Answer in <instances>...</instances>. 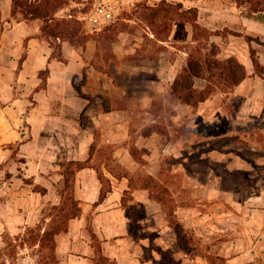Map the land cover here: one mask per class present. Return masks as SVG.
Here are the masks:
<instances>
[{"label": "crops", "instance_id": "1", "mask_svg": "<svg viewBox=\"0 0 264 264\" xmlns=\"http://www.w3.org/2000/svg\"><path fill=\"white\" fill-rule=\"evenodd\" d=\"M152 1L158 4L162 1L181 2L186 8L196 7L198 21L212 30L221 28L209 26L208 21L203 22L206 16L224 17L231 29L236 27L232 18L237 16L243 25L240 32H252L260 35L264 41V17L257 16L264 10L245 15L242 6L234 0ZM0 10L5 27L0 40V88L5 84L8 88L23 90L12 95L0 92L5 101L0 109V239L6 229V220L1 211L7 203L16 207L21 195L27 194L26 206L30 208L36 207L34 204H38V200L43 203L44 200H52L53 204H59L62 200L59 187L65 176L63 162L87 160L90 165L78 169L73 177V192L77 199L84 202L83 212L70 220L67 230L58 234L61 264H109L98 261L89 226L101 238L105 255L115 264H168L161 252L167 249L172 250L183 264H213L205 254L192 256L185 253L179 232L171 223L167 210L159 200L151 197L150 190L144 186L149 175L166 181L170 170L164 169L163 163L170 157L174 160L170 173L185 175L183 184H167L175 196V213L180 223L205 240L212 239L214 233L221 235L220 254L227 258L229 264H242L264 250V183L254 195L244 198L242 194L246 189L243 184L223 185L212 167L209 175L216 177L212 183L199 186L194 179L196 169L191 161L196 159L199 141L203 140V144L213 141L210 139L208 142L207 134L199 140L197 123L191 120L186 123L193 130L191 133L196 135H182L176 127L186 124H180L177 120L181 119L182 112H189L190 117L196 116L205 106L194 107L180 102L174 108L176 112H172L178 124L160 122L157 118L161 115H157L153 108L155 91L151 85H147L134 100L118 104L115 98L118 83L113 76L118 64L111 60L110 68L103 67L97 58L99 50L96 39L89 40L81 47L63 42V59H59L54 56L51 44L39 35L40 19H25L22 14L15 18L12 15V0H0ZM103 20L98 29L91 26L90 30L101 31L113 21L110 18ZM177 27L178 23L175 22L170 39L175 37ZM186 28L192 37V23L187 22ZM230 32L234 38L223 47V56L236 55L247 66L250 76L235 88L242 91L250 80L255 81V76H252L255 67L250 53L251 43L242 42L243 35ZM150 35L154 37L153 32ZM238 39L241 40L240 44L237 43ZM158 41L171 46L170 40ZM179 50L185 57L181 55L180 59L173 61L168 53H164L158 67L152 68L157 71L155 82L160 83L167 96L188 63V52ZM115 53L121 57L117 48ZM260 60L264 63L263 54ZM128 63L130 67L141 66L135 62ZM113 64L114 68H111ZM143 67L150 69L148 65ZM47 68L49 73L44 78L41 71ZM76 75L79 82L84 81V91L94 96L92 101L76 89ZM201 80L205 81L206 86L207 81ZM250 109L258 113L264 106H251ZM85 113L91 114L88 123L82 117ZM138 114L143 120L141 126L136 121ZM156 123L162 125L164 131L144 132L145 126ZM18 139L27 171L24 175L33 177L30 185L41 188L27 191L23 185L20 186L22 191L16 189L17 186L9 192L6 190L7 186L15 185L16 180L22 178L16 176L18 161L8 147V142ZM135 149L138 155L134 154ZM214 152L218 153V158L214 157ZM202 155L212 162L216 160V163L234 167L229 164L230 154L224 149L210 147ZM243 160L246 161V158ZM97 167L110 178L103 200H100V195L104 184L98 176ZM199 190L205 192L204 196H199ZM5 192L8 193L7 197L4 196ZM219 197L225 198L224 208L215 210L206 207L207 199ZM193 200L206 208L196 207Z\"/></svg>", "mask_w": 264, "mask_h": 264}, {"label": "rangeland", "instance_id": "2", "mask_svg": "<svg viewBox=\"0 0 264 264\" xmlns=\"http://www.w3.org/2000/svg\"><path fill=\"white\" fill-rule=\"evenodd\" d=\"M67 1L66 6L58 12L59 16H67L69 13H77L82 16L86 13L82 11L85 3H79L77 0ZM95 2L97 0L94 1L92 7ZM156 2L152 0L132 1L121 10L118 15L121 16L119 19L118 16L113 19L118 24L116 31L110 30V33H112L108 37L96 36L98 37L96 40L98 41L99 54H97V58L99 62L106 68L109 67L111 60L116 61L118 64V66H115L117 67L115 72L111 69L118 83L115 98L119 102L118 104H124L125 100H134L136 96L138 97L143 93L147 85H151V88L155 91L153 108L158 112L157 115H161L157 118L160 122H171L173 124L185 122L184 124L186 125L184 126H179L177 123L176 130L181 131L182 135L188 137L189 135H196V133H191L192 129L188 128L186 123L191 120L197 123L196 132L199 140L204 139V135L207 134L208 142H210V139L213 141L209 144H203V140L202 142L199 141L195 152L196 159L191 161L192 166L196 169V177L194 179L197 180L198 185L210 184L213 181L212 179L216 178L214 174L209 175L212 167L217 172L218 178L223 185L238 186V184H243L246 191L242 196L244 198L250 197L264 183V109L258 113L250 109L251 106H264V78L254 73L252 76H255V81L253 80L252 82L250 80V83L242 91H236V89L226 92L219 91L213 94L208 101L201 104L205 108L201 109L196 116L191 115L190 117L189 112H182L181 119L175 122L176 118L174 119L172 112H176L174 108L180 101L177 99L172 100L169 95L167 96L165 89H162L160 83L155 82L157 71L153 70V67H158V61L164 53H168L169 59L177 61L183 55L179 49L188 52L189 56V52L193 48L197 46L209 48L213 42L218 44L222 50L221 55H224L223 47L227 46L231 39L234 38L230 35V31L243 35L241 40L244 43L249 42V38L253 39L251 44L257 49L259 57L261 54L264 55V41L260 35L247 31L240 32L239 30L243 28V25L242 20L237 16L232 18L235 20V29H231L226 25L227 21L226 19L224 20V17L206 16L203 22L208 21V25L211 27H220L221 29H218L221 32L220 36L216 37V34L209 35L207 32L212 29L201 23L202 27L196 31L192 25L193 34L191 37L186 28L187 16L181 17L176 13V11L180 10L176 3H159L158 5ZM169 5H172L173 8H171L172 11L167 13L166 9L172 7ZM242 8L243 14L254 15L248 3L244 4ZM262 8H264V3ZM154 11L160 12L161 17H157L153 24L157 31L164 29L160 34L153 32L154 30L149 25L150 19H144L145 12ZM163 15L168 16L164 18ZM257 16L264 17V12L259 13ZM175 22L178 23L177 33L175 37L170 39V31ZM84 25L88 31L96 32V30H90L85 20ZM122 28L123 30H121ZM150 32L154 33V37L150 35ZM158 39L170 40L171 46L160 43ZM241 40L238 39L237 43L240 44ZM133 46L134 48L131 49ZM115 48L119 50L121 57L115 53ZM183 56L185 57V54ZM128 62L139 63L141 66L130 67ZM143 65H148L150 69H145ZM111 68H114V64ZM42 75L45 76V73L43 72ZM204 84L205 81L200 78L196 79L197 86L202 87ZM124 89L128 92L124 93ZM17 91L22 92L23 90L8 88L5 84L0 88V92H8L10 95L16 94ZM1 96L2 93H0V109L1 106L5 105V101ZM90 116L91 114L89 113L86 115L84 119L86 123L90 122ZM136 121L141 126L142 117L139 115ZM148 126H145L144 130ZM26 133H28L27 130ZM99 135L101 136V134ZM8 147L11 148V154L14 159L18 161L16 176L22 178L16 180L17 183L15 185L7 186V192L15 186H17L16 189L22 191L23 188L20 186L23 185H25V190L27 191L31 188H41L37 185H30L33 183V177L24 175L27 174V171L24 168V157L21 155V141L18 139L17 141L8 142ZM210 147H218L229 152V164H233L234 167L231 168L225 164H220V162L216 163V160L212 162L205 158L202 153L205 150L208 151ZM213 154L215 158H218L217 152ZM243 158H246V161ZM173 163L174 160L170 157L163 163V168L170 170L168 171L169 175L165 178L166 181H163L166 186L168 183L171 185L183 184L185 180L184 173H170L174 166ZM7 192L4 194L6 197L8 196ZM204 193H201L200 190L198 192L199 196H204ZM166 198V206L174 215L172 224L180 231V244L185 253L192 256L198 253L205 254L213 264H229L226 258L220 254L222 247L220 242L221 235L214 233L212 239L206 240L204 237L197 235L195 231L180 223V219L176 218L175 209L177 208V203L174 194L169 188L167 189ZM224 199L222 197L207 199L208 206L206 207L216 208L215 210L224 208ZM27 201L28 195H21L19 205L13 207L10 203H7L6 207L1 211L6 220V229L0 239V264H61L58 235L54 238H49L45 236V232L51 229L55 223L66 220V218L60 217L62 212L54 208L52 200L49 202L44 200V203L38 200V204L35 203L36 207L33 206V208L26 206ZM192 203L196 207L206 208L195 200ZM69 206L72 207L71 204ZM65 230L66 228L63 231ZM94 244L96 247V242ZM165 252L166 259H164L166 263L173 264L170 261L174 259V264H177L176 262L183 264L182 261H179L173 255L172 250L167 249ZM104 263L114 264L111 260H106ZM242 264H264V250L255 258Z\"/></svg>", "mask_w": 264, "mask_h": 264}, {"label": "trees", "instance_id": "3", "mask_svg": "<svg viewBox=\"0 0 264 264\" xmlns=\"http://www.w3.org/2000/svg\"><path fill=\"white\" fill-rule=\"evenodd\" d=\"M79 3H85L83 12L91 10L95 0H77ZM239 6H243L248 3L251 6L252 14L254 12L263 10L262 5L264 0H234ZM67 0H12V15L16 18L18 14H22L25 19H40L41 20V32L40 37L47 40L54 51L53 54L59 59H63L62 44L65 41L70 42L75 47L84 46L89 40L96 39L98 37H108L111 35L110 30L116 31L118 28L117 21H112L107 24L101 31L90 32L85 28L84 19L81 18L77 13H69L67 16H59L58 12L66 6ZM161 3H168L162 1ZM160 3V4H161ZM174 3V2H169ZM159 5V4H158ZM173 5V4H172ZM169 5V6H172ZM180 10L176 11L181 17H186L187 22H191L194 30L200 29L201 23L198 21L199 12L196 7L185 8L183 3H176ZM172 7L166 9L167 13L172 11ZM168 15H163L166 18ZM121 16H118V19ZM160 16V12L154 11L144 14V19H150L149 25H151L155 34H160L164 31L154 28L155 19ZM4 23L2 20L0 10V40L4 30ZM123 30V28L121 29ZM171 32V31H170ZM209 35L221 34L220 30H210L207 32ZM98 36V37H96ZM253 39L249 38L251 43ZM222 50L216 43H212L209 48L204 46H197L189 52L187 66L179 73L177 79L173 83L172 89L169 93V97L172 100L177 99L180 102L190 104L194 107L200 106L202 103L207 101L211 96L219 91H230L236 88L245 78L250 76L247 66L242 62L236 55L223 56L221 55ZM250 53L255 67V73L259 74L264 78V64L261 62L257 49L250 46ZM45 73V76L42 73ZM49 73V69L41 71V75L46 78ZM205 79L207 81L206 86L199 87L196 85V79ZM83 82L78 81V76L74 77V85L79 93L91 99L94 96L87 93L83 89ZM86 113L83 114V119L86 117ZM164 131L162 125L156 123L148 126L144 132L150 133L153 131ZM134 154L138 155V151L133 150ZM64 170V181L59 187V193L62 196V200L59 204H54V208L61 210L62 214L60 217H65L66 220H62L55 223L54 226L45 232V236L54 238L65 228L68 229L69 222L73 217L81 215L83 212L84 202L75 197L73 192V177L78 169L89 166L87 160H70L63 162ZM98 176L103 181V188L100 195V200H103L108 192L110 185V178H108L103 169L97 167ZM144 186L150 190L151 197L159 200L168 212V217L171 223L174 221V215L166 206L167 186L160 181L157 177L149 175ZM162 192V194H161ZM126 201V197H124ZM72 205L70 207L69 205ZM90 233L96 242V253L98 261L104 262L110 260L104 253V246L101 238L97 235L94 228L89 226ZM179 236L180 231L178 229ZM163 258L166 259V252L162 250ZM227 261V258H226ZM171 263H175V260H171ZM179 264L178 262H176ZM228 263V262H227ZM115 264V262H114Z\"/></svg>", "mask_w": 264, "mask_h": 264}, {"label": "built area", "instance_id": "4", "mask_svg": "<svg viewBox=\"0 0 264 264\" xmlns=\"http://www.w3.org/2000/svg\"><path fill=\"white\" fill-rule=\"evenodd\" d=\"M131 2L132 0H100L94 4L89 12L80 17L86 21L87 26L98 29L100 21L102 22L105 18L115 19L121 10Z\"/></svg>", "mask_w": 264, "mask_h": 264}]
</instances>
